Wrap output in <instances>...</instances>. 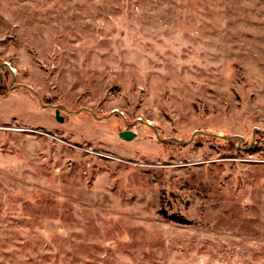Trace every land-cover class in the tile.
Wrapping results in <instances>:
<instances>
[{"label": "rangeland", "instance_id": "374dc122", "mask_svg": "<svg viewBox=\"0 0 264 264\" xmlns=\"http://www.w3.org/2000/svg\"><path fill=\"white\" fill-rule=\"evenodd\" d=\"M3 63L0 264H264V0H0Z\"/></svg>", "mask_w": 264, "mask_h": 264}, {"label": "water", "instance_id": "95a60500", "mask_svg": "<svg viewBox=\"0 0 264 264\" xmlns=\"http://www.w3.org/2000/svg\"><path fill=\"white\" fill-rule=\"evenodd\" d=\"M1 67H8V64L7 63H3L1 66H0V68ZM1 76V75H0ZM14 81H15V77L13 76V80H12V84L14 83ZM2 89V87L0 86V90ZM55 117H56V119L58 120V121H60V122H64V117H62L61 116V111H60V109H57L56 111H55ZM197 133H199V134H201V135H205V136H207L208 134H206V133H203V132H197ZM197 133H195V134H197ZM196 135H194L193 136V139H194V137H195ZM119 137L121 138V139H123V140H125V141H132V140H134L136 137H137V133H135L134 131H131V130H128V131H122V132H120L119 133ZM156 137H157V139L158 140H160V138H159V135H158V133H157V130H156ZM213 137H217V136H215V135H213ZM222 139H225V140H232L233 138H239L238 136H235V137H230V138H227V137H221Z\"/></svg>", "mask_w": 264, "mask_h": 264}]
</instances>
